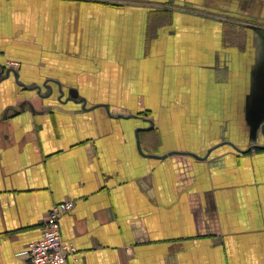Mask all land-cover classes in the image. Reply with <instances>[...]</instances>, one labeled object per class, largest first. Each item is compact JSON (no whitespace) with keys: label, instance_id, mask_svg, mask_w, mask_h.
<instances>
[{"label":"crops","instance_id":"obj_1","mask_svg":"<svg viewBox=\"0 0 264 264\" xmlns=\"http://www.w3.org/2000/svg\"><path fill=\"white\" fill-rule=\"evenodd\" d=\"M0 51V264L63 200L65 264H264V0H0Z\"/></svg>","mask_w":264,"mask_h":264},{"label":"built area","instance_id":"obj_2","mask_svg":"<svg viewBox=\"0 0 264 264\" xmlns=\"http://www.w3.org/2000/svg\"><path fill=\"white\" fill-rule=\"evenodd\" d=\"M1 54V51H0ZM6 68H15L19 62L4 59ZM73 207V200H63L50 207L43 221L41 234L36 240L27 242L17 256L27 264H65L69 254L77 251L72 242H65L60 233L59 217Z\"/></svg>","mask_w":264,"mask_h":264},{"label":"rangeland","instance_id":"obj_3","mask_svg":"<svg viewBox=\"0 0 264 264\" xmlns=\"http://www.w3.org/2000/svg\"><path fill=\"white\" fill-rule=\"evenodd\" d=\"M256 70L257 69L252 70L253 73H255ZM254 83H255V80H254ZM252 87L255 88L254 85ZM251 116H250V120L248 122V127H249L248 140H251V138L253 137L254 140L259 141V139L261 137L260 134H258L259 126L262 122H264V117L258 118L259 116H253V117H251ZM252 129H254V132H252ZM261 138L264 139V135H262ZM260 143H264V140H262ZM260 145H262V144H260ZM254 150L255 149H252L253 152H255Z\"/></svg>","mask_w":264,"mask_h":264}]
</instances>
